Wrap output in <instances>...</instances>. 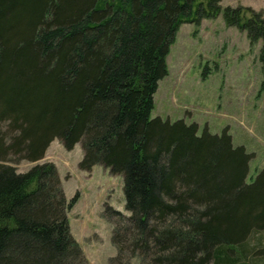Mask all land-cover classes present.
Returning a JSON list of instances; mask_svg holds the SVG:
<instances>
[{"label": "trees", "instance_id": "trees-1", "mask_svg": "<svg viewBox=\"0 0 264 264\" xmlns=\"http://www.w3.org/2000/svg\"><path fill=\"white\" fill-rule=\"evenodd\" d=\"M221 0H0V264H88L70 233L50 142L79 143L78 167L122 177L125 213L106 206L108 264H257L264 169L227 129L151 118L166 56L184 23L222 12L260 40L264 16ZM250 16H246L244 11ZM36 162L17 172L22 161Z\"/></svg>", "mask_w": 264, "mask_h": 264}, {"label": "rangeland", "instance_id": "rangeland-1", "mask_svg": "<svg viewBox=\"0 0 264 264\" xmlns=\"http://www.w3.org/2000/svg\"><path fill=\"white\" fill-rule=\"evenodd\" d=\"M220 6H242L261 12L264 0H221ZM250 16L248 11H244ZM260 40L251 44L246 32L224 23L222 12L202 19L198 25L178 28L166 56V75L153 95L151 118L171 122H195L198 133L220 134L227 129L234 146L252 155L248 179L264 169V66L258 60ZM79 143L71 150L59 139L47 147L38 162L50 161L57 168L67 201L77 200L67 211L70 233L80 245L88 264H108L115 255L111 243L112 224L105 207L125 212L122 177L110 175L101 165L80 170ZM36 162L22 160L17 172H26ZM250 259L264 264V231L249 239ZM128 264H140L133 257Z\"/></svg>", "mask_w": 264, "mask_h": 264}]
</instances>
